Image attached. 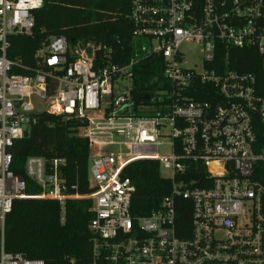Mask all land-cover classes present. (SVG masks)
I'll return each mask as SVG.
<instances>
[{
	"label": "built area",
	"instance_id": "built-area-1",
	"mask_svg": "<svg viewBox=\"0 0 264 264\" xmlns=\"http://www.w3.org/2000/svg\"><path fill=\"white\" fill-rule=\"evenodd\" d=\"M42 5L0 0L1 233L15 200L57 201L61 222L66 201L89 200L88 264H264V90L253 73L219 64L232 49L252 48L264 71V0H131L126 64L112 62L100 44L59 36L36 50L29 76L12 74L8 37L28 35ZM186 46L197 50L187 56ZM151 57L160 59L169 89L136 106L134 69ZM196 81L212 89L192 90ZM120 82L128 87L117 96ZM42 113L76 120L89 152L98 147L88 166L89 194L68 191L63 158H27L25 173L40 187L38 196H26L24 181L9 170V149ZM161 139L167 156L156 153ZM142 161L170 173L162 176L170 190L155 210L134 217V186L123 172ZM188 171L201 177L186 178ZM187 207L185 230L178 213ZM0 264L43 262L8 254L0 241Z\"/></svg>",
	"mask_w": 264,
	"mask_h": 264
},
{
	"label": "trees",
	"instance_id": "trees-1",
	"mask_svg": "<svg viewBox=\"0 0 264 264\" xmlns=\"http://www.w3.org/2000/svg\"><path fill=\"white\" fill-rule=\"evenodd\" d=\"M130 4L131 0H43L42 7L33 12L31 32L8 37L6 58L16 65L11 73L29 76L28 69L35 66L36 50L48 38L59 36L80 44H100L110 53L112 62L126 64L132 54ZM219 64L223 71L253 73L260 90H264V71L254 49H232L227 57H220ZM207 88L212 89L198 81L192 84V90ZM157 89H169L162 76L160 59L142 60L134 69L131 89L134 104H147L145 97H151ZM79 126L76 120L42 113L29 128L28 136L14 142L9 149L12 157L9 170L24 181L26 196L41 193L24 169L27 158L32 156L47 161L63 158L65 163L59 172L68 191L80 195L90 193L89 145L86 139L77 136ZM123 177L134 186L130 205L134 217L146 216L155 210L170 190V181L161 176L159 165L154 161L128 165ZM200 177L186 173V178ZM181 203L188 206L186 202ZM91 206L89 200L66 201L61 222V206L57 201L31 198L13 201L0 231L4 251L28 260H40L43 264H88L91 248L88 224L94 216ZM178 221L188 230V207L178 213Z\"/></svg>",
	"mask_w": 264,
	"mask_h": 264
},
{
	"label": "rangeland",
	"instance_id": "rangeland-1",
	"mask_svg": "<svg viewBox=\"0 0 264 264\" xmlns=\"http://www.w3.org/2000/svg\"><path fill=\"white\" fill-rule=\"evenodd\" d=\"M185 49H186V51H188L187 56L189 55V52H192L194 54L195 51L197 50L192 46H186ZM190 62H191V58H188L187 63H190ZM127 87H128L127 82H123V83L120 82V87L115 90V94L117 96L121 95L123 92H125V89ZM159 142L161 144L157 147V150H156L157 155L158 156H167L169 154V148H168V146L164 145V143H165L164 139L159 140ZM97 150H98V147H94V146L90 149L89 161L92 160V157L95 155ZM101 152H103V153L105 152L106 154H117L119 152H124V150L122 148H118V147H102ZM160 174H161V176L167 178L170 173L161 168Z\"/></svg>",
	"mask_w": 264,
	"mask_h": 264
},
{
	"label": "water",
	"instance_id": "water-1",
	"mask_svg": "<svg viewBox=\"0 0 264 264\" xmlns=\"http://www.w3.org/2000/svg\"><path fill=\"white\" fill-rule=\"evenodd\" d=\"M69 42H70V43H73V40H70ZM27 136H28V132L25 131V132L23 133V138H26Z\"/></svg>",
	"mask_w": 264,
	"mask_h": 264
},
{
	"label": "bare ground",
	"instance_id": "bare-ground-1",
	"mask_svg": "<svg viewBox=\"0 0 264 264\" xmlns=\"http://www.w3.org/2000/svg\"><path fill=\"white\" fill-rule=\"evenodd\" d=\"M159 85V84H158ZM3 244V243H2Z\"/></svg>",
	"mask_w": 264,
	"mask_h": 264
}]
</instances>
